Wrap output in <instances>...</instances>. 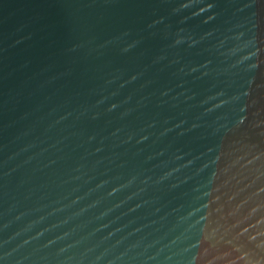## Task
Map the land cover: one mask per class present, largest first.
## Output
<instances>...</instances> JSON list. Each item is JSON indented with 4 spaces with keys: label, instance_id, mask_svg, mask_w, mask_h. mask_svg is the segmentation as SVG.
Instances as JSON below:
<instances>
[{
    "label": "water",
    "instance_id": "95a60500",
    "mask_svg": "<svg viewBox=\"0 0 264 264\" xmlns=\"http://www.w3.org/2000/svg\"><path fill=\"white\" fill-rule=\"evenodd\" d=\"M0 264H264V0H0Z\"/></svg>",
    "mask_w": 264,
    "mask_h": 264
}]
</instances>
